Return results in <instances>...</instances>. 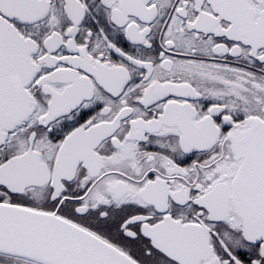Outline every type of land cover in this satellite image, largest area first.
<instances>
[{
  "label": "snow or ice",
  "instance_id": "obj_1",
  "mask_svg": "<svg viewBox=\"0 0 264 264\" xmlns=\"http://www.w3.org/2000/svg\"><path fill=\"white\" fill-rule=\"evenodd\" d=\"M0 264H264V0H0Z\"/></svg>",
  "mask_w": 264,
  "mask_h": 264
}]
</instances>
